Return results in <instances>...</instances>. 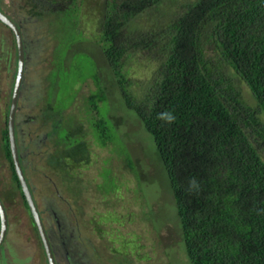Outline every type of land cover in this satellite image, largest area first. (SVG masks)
Returning <instances> with one entry per match:
<instances>
[{"label": "rangeland", "instance_id": "rangeland-1", "mask_svg": "<svg viewBox=\"0 0 264 264\" xmlns=\"http://www.w3.org/2000/svg\"><path fill=\"white\" fill-rule=\"evenodd\" d=\"M32 1L0 0V7L20 23L27 44L16 136L27 179L55 234L57 261L189 264L153 140L127 108L102 51L106 0H79L56 14L35 9ZM158 17L152 10L134 23L145 30ZM141 57L133 55L125 66L130 91L139 96L155 71ZM16 73L15 38L0 22V196L17 231L10 264H47L2 142ZM239 89L255 105L249 88Z\"/></svg>", "mask_w": 264, "mask_h": 264}, {"label": "trees", "instance_id": "trees-1", "mask_svg": "<svg viewBox=\"0 0 264 264\" xmlns=\"http://www.w3.org/2000/svg\"><path fill=\"white\" fill-rule=\"evenodd\" d=\"M78 1L33 0L32 6L66 13ZM104 10L103 54L127 108L153 140L189 264H264V0H106ZM152 10L159 14L154 26L137 28L134 21ZM135 54L155 67L140 96L130 91L125 71ZM166 111L176 117L171 124L158 118ZM107 121H99L104 141ZM2 136L29 210L8 121ZM193 179L198 189H190Z\"/></svg>", "mask_w": 264, "mask_h": 264}, {"label": "water", "instance_id": "water-1", "mask_svg": "<svg viewBox=\"0 0 264 264\" xmlns=\"http://www.w3.org/2000/svg\"><path fill=\"white\" fill-rule=\"evenodd\" d=\"M0 22L3 23L12 32L16 47H17V73L15 78V84L12 92L9 116H8V136L11 156L14 164V169L18 177V181L28 204L29 211L36 225L39 237L41 239L44 252L47 258V264H57L54 252L44 225L39 208L36 204L35 198L32 194L30 184L28 182L25 170L21 162V156L19 153V147L16 136V113L18 109V101L20 96L21 87L23 85V79L25 74L26 63V50L23 39L21 27L11 19V17L3 12L0 8ZM0 220H1V232H0V245L2 244L6 229H7V213L2 199L0 198Z\"/></svg>", "mask_w": 264, "mask_h": 264}, {"label": "flooded vegetation", "instance_id": "flooded-vegetation-1", "mask_svg": "<svg viewBox=\"0 0 264 264\" xmlns=\"http://www.w3.org/2000/svg\"><path fill=\"white\" fill-rule=\"evenodd\" d=\"M5 13H7L11 17V19L15 21V19L13 18L12 15H10L8 12H5ZM15 22L21 27L20 23L17 20ZM21 31H22V27H21ZM22 34H23V32H22ZM23 39H24V36H23ZM24 43H25V49H26L27 44H26L25 39H24ZM26 55H27V52H26ZM26 66L27 65L25 63V68H26ZM23 84H24V79H23ZM30 188H31V186H30ZM31 191H32V194H33V196L35 198V201H36V197H35V195L33 193L32 188H31ZM0 198H1V196H0ZM2 201H3V199H2ZM3 203H4V206L6 208V213H7V229H6V234H5L4 240H3L2 244L0 245V264H10V261L12 259H14L13 258L14 256L8 250L9 249V244L12 243L11 236L12 235H16L17 231H16V226H14L13 221L11 219V216L9 215L8 208H7V206H6L4 201H3ZM36 204H37V206L39 208L40 206L38 205L37 201H36ZM39 211H41L40 213L42 215H44V216H42V215L41 216H42V219L44 221V225H45V228H46V231H47V234H48V237H49V240H50L53 252H54V256H55L56 262H57V264H59V262L57 261V254L59 253V251H58V248L56 247V244L54 243V237H53L55 234L50 231L51 230V227H50V224H49L50 222H49L48 218H46L45 214H43L44 212L41 210V208H39ZM56 225H59L58 222H56ZM36 231H37V229H36ZM0 232H1V220H0ZM37 233H38V231H37ZM38 237H39V234H38ZM39 240L41 241L40 237H39ZM41 245H42V242H41ZM42 247H43V245H42ZM10 249H11V247H10Z\"/></svg>", "mask_w": 264, "mask_h": 264}, {"label": "clouds", "instance_id": "clouds-1", "mask_svg": "<svg viewBox=\"0 0 264 264\" xmlns=\"http://www.w3.org/2000/svg\"><path fill=\"white\" fill-rule=\"evenodd\" d=\"M158 118L163 120L165 123H168V124L173 123L176 119L175 115L170 111H166L164 113L159 114ZM189 184H190L191 190L198 189V187H199V185L195 179L191 180L189 182Z\"/></svg>", "mask_w": 264, "mask_h": 264}]
</instances>
